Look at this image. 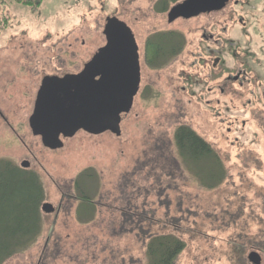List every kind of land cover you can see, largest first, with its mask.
<instances>
[{
  "label": "rangeland",
  "instance_id": "374dc122",
  "mask_svg": "<svg viewBox=\"0 0 264 264\" xmlns=\"http://www.w3.org/2000/svg\"><path fill=\"white\" fill-rule=\"evenodd\" d=\"M37 1L0 0V160L21 168L28 162L44 185L42 206L55 211L41 206L42 234L5 264H146L150 233H173L186 242L177 264H251V252L264 264V0L173 24L167 12L158 13L174 5L164 0H41L34 10ZM111 16L134 31L140 46L149 34L175 31L185 36V48L163 70L144 65L143 87L149 82L153 89L136 99L120 136L80 131L50 150L29 126L42 80L81 70L105 44L103 26ZM241 18L244 28L236 21ZM203 32L233 42L239 56L223 52L224 66L235 73L242 60L248 72L243 86L241 78L229 81L228 99L204 97L199 86L194 96L182 92V74L198 75L192 64ZM179 125L190 126L222 157L226 176L219 185L203 187L178 170ZM90 169L97 177H86L82 190L96 212L81 219L74 181ZM166 217L164 228L158 220Z\"/></svg>",
  "mask_w": 264,
  "mask_h": 264
},
{
  "label": "water",
  "instance_id": "95a60500",
  "mask_svg": "<svg viewBox=\"0 0 264 264\" xmlns=\"http://www.w3.org/2000/svg\"><path fill=\"white\" fill-rule=\"evenodd\" d=\"M229 1L186 0L171 9L169 22L222 10ZM104 35L107 44L97 50L79 74L43 80L29 125L44 147L61 149L63 138H73L80 131L94 136L106 132L122 134V123L128 118L140 88L138 45L132 30L116 17L107 20ZM120 38L127 39L133 48L134 70L131 72L126 67L116 70L111 63ZM29 167L28 162L22 163V168ZM42 210L49 214L55 208L45 203ZM248 259L251 264H262V257L257 252H251Z\"/></svg>",
  "mask_w": 264,
  "mask_h": 264
},
{
  "label": "trees",
  "instance_id": "16d2710c",
  "mask_svg": "<svg viewBox=\"0 0 264 264\" xmlns=\"http://www.w3.org/2000/svg\"><path fill=\"white\" fill-rule=\"evenodd\" d=\"M40 5L41 0H38L31 7L36 10ZM185 45V36L178 32L164 33L161 38H158V35L152 37L146 47L145 58L148 67L155 70L166 68L179 58ZM174 144L177 156L173 157V162L177 164L180 172L187 171L198 178L201 185L206 188H214L225 178L226 169L222 157L211 143L190 126L179 125L176 128ZM155 152L162 154L158 149ZM165 157L167 159L165 167L169 168L172 165H169L168 157ZM3 164L6 165L5 170H2ZM86 177L94 179L97 176L90 169L79 174L74 181L81 202L79 210L81 219L83 214H90L92 218L96 212L91 198L82 190L84 187L82 183ZM45 198L44 185L37 173L0 160V264H5L22 254L37 242L43 231L41 206ZM168 219L166 217L165 220L163 218L158 220L159 225L166 228ZM146 241V264H177V259L187 247L186 242L173 233H150Z\"/></svg>",
  "mask_w": 264,
  "mask_h": 264
},
{
  "label": "flooded vegetation",
  "instance_id": "af4514ba",
  "mask_svg": "<svg viewBox=\"0 0 264 264\" xmlns=\"http://www.w3.org/2000/svg\"><path fill=\"white\" fill-rule=\"evenodd\" d=\"M184 1H186V0H164L162 3L173 2L174 5L168 11L162 6L163 10L159 8L158 13L167 12V21H168L169 24H173V23H175L178 20H184L185 21V20L197 19V18H199L201 16H207V17H211L212 15H217L218 16L221 13H223V14L226 13L227 8L230 5H232L234 8L235 7H237V8L238 7H242V6H244L246 4L245 1H248V0H230L228 5L225 8H223L222 10L201 14L198 17L191 18V19L179 18V19L175 20L174 22H169V12L171 11V9L174 6H176V4L183 3ZM229 10H230V8L228 9V11ZM113 17H116V16H111V17H109V18H107L105 20V23H104V26H103L104 27L103 28V34H104V29H105V25H106L107 20L110 19V18H113ZM116 18H118V17H116ZM236 21H237V23H239V24H241L243 26L242 28H244V26H246V23L245 24L243 23L242 18L239 19V20H236ZM132 32L134 34V31H132ZM168 32H175V31H168ZM226 32H227V27L223 28L221 33H226ZM164 33H167V32H162L161 31V32H154L152 34H149L148 37L145 39V44L142 45V46H140V44L138 43L137 38H136V36L134 34L136 43L138 45V60H139V64H140L141 81H140L139 91H138V93H137V95L135 96V99H134V104H133L132 110L134 109L136 99L139 97L141 92L145 89L144 91H149L148 93H151V91L153 89V84H151L149 82L145 83V86L143 87L142 68L145 65L147 67V69H149L151 71H158V70L149 68L147 63H146L145 55H146V50H147L146 47H147L148 40L151 39L152 37H155L156 35H158V38H161V36ZM104 37H105V41L106 42H105V44L102 47H104L107 44L106 36L104 35ZM229 42L230 41L227 38H222V37L221 38L220 37L219 38H215L214 34L209 33V32H203L201 42H200V44L198 46L199 50L201 51L200 55L197 56V62H193V64H192V68L193 69L199 68L198 72H197L198 73V75H197L198 77L194 76V78H193L191 73H189L187 75L186 74H182V79L184 80V85H185V86L183 85V87H182V92L192 93V95H193L194 92H192V91L194 90V88L196 86H199L200 87V91L203 92L201 95L202 96L205 95L204 97L210 96L212 94H216V95L219 94L221 98L228 99L229 97H227V96H228V93H229V91H228V89H229V81L231 79H233V80L237 79L238 80L239 78H241L242 79V86L246 82H249L248 79H247L248 72L246 71L245 68H241V67H243V61L241 59H240L241 60V63H240L241 66H239V69H237V71H235V73L233 71L229 70V68H225L224 62H223V57H221V54H223V52L225 53V51H226V53L229 52V53L234 54L235 56H239V53H237V51H236L237 47H235V44L233 42H230L231 43L230 44ZM213 46L218 48L221 52H219V54H216L218 52H215L217 50L215 49V47L213 48ZM102 47H100V48H102ZM100 48L98 47L97 50H99ZM97 50H96V52H97ZM116 50L117 51L115 52V54L113 56V59H112V62H111L113 64V68H116V70H117L119 68L126 67L129 72L134 70V67H133L134 55H133V52H132L133 48H132V45L130 44V42L127 39H125V38H120L119 39V47ZM94 54H93V56H94ZM142 55H143V57H142ZM213 56H214V58H212ZM91 60H88L87 62H85L82 65L83 68L81 70L77 71V72L69 73V74H66V75H47V76H45L43 78V80L45 78H47V77H53V78L56 77V78H60L61 79V78H64L65 76H67V75L79 74L84 69L85 65L87 63H89ZM236 67H238V66H236ZM193 69H190V70H193ZM184 72H186V71L184 70ZM216 74H218V75H216ZM224 76H226V78H223ZM197 78H200L202 80H200V79L198 80ZM43 80H42V83H43ZM96 80H99V77H97ZM213 82H220L221 84H218L217 87L214 88L212 86ZM42 83H41V86H42ZM257 85H258V83H257ZM41 86H40V88H41ZM40 88H39V90H40ZM39 90H38V92H39ZM38 92H37V94H38ZM231 95L234 96L233 93ZM202 96H200V97H202ZM251 96L253 97V99L255 101L259 98V96H256L254 93H251ZM262 97L264 98V96H262ZM36 98H37V96H36ZM35 103H36V101H35ZM34 109H35V104H34ZM34 109H33V113H34ZM132 110H131V112H132ZM246 126H247L246 122L243 121L242 122V128H244ZM64 140H66V139L63 138V141Z\"/></svg>",
  "mask_w": 264,
  "mask_h": 264
}]
</instances>
